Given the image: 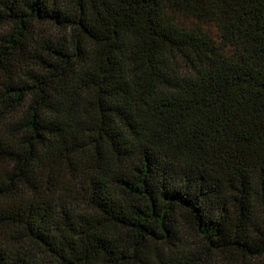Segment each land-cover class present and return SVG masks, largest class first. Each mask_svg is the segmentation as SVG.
<instances>
[{
    "label": "trees",
    "instance_id": "trees-1",
    "mask_svg": "<svg viewBox=\"0 0 264 264\" xmlns=\"http://www.w3.org/2000/svg\"><path fill=\"white\" fill-rule=\"evenodd\" d=\"M0 264H264V0H0Z\"/></svg>",
    "mask_w": 264,
    "mask_h": 264
},
{
    "label": "rangeland",
    "instance_id": "rangeland-1",
    "mask_svg": "<svg viewBox=\"0 0 264 264\" xmlns=\"http://www.w3.org/2000/svg\"><path fill=\"white\" fill-rule=\"evenodd\" d=\"M211 31H212V29H211Z\"/></svg>",
    "mask_w": 264,
    "mask_h": 264
}]
</instances>
